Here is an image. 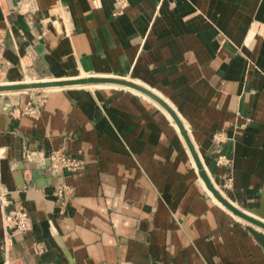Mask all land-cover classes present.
Masks as SVG:
<instances>
[{"label":"crops","instance_id":"crops-1","mask_svg":"<svg viewBox=\"0 0 264 264\" xmlns=\"http://www.w3.org/2000/svg\"><path fill=\"white\" fill-rule=\"evenodd\" d=\"M116 10L114 0H0V76L17 79L29 57L56 80L118 77L153 91L216 187L264 222V0ZM98 88L43 90L35 119L10 112L23 92L0 105V191L31 225L0 264H264V232L208 193L163 108L131 87ZM53 151L79 166L51 169Z\"/></svg>","mask_w":264,"mask_h":264},{"label":"built area","instance_id":"built-area-1","mask_svg":"<svg viewBox=\"0 0 264 264\" xmlns=\"http://www.w3.org/2000/svg\"><path fill=\"white\" fill-rule=\"evenodd\" d=\"M116 5V12H120L122 8L126 6V0H114ZM29 115L31 117L36 118V113L34 110L29 107L28 108ZM221 135L215 134L214 137L218 139ZM216 165L225 166L228 163V160L223 156H217L215 159ZM79 166V162L74 161V159L69 158L62 153L57 151H53L49 155V167L53 170L64 169L68 172H73ZM56 197L61 200L62 199V189H53ZM9 204V201L6 198V194L4 191H0V217H1V245L0 252L7 253L13 245L14 239L16 236L23 235L27 231L30 230V219L26 210L17 206L11 210H7L6 207Z\"/></svg>","mask_w":264,"mask_h":264},{"label":"water","instance_id":"water-1","mask_svg":"<svg viewBox=\"0 0 264 264\" xmlns=\"http://www.w3.org/2000/svg\"><path fill=\"white\" fill-rule=\"evenodd\" d=\"M84 82H108V83H116V84H121V85H125L127 87H131L134 88L146 95H148L151 99L155 100L161 107H163L165 109V111L170 115V117L172 118V120L174 121V123L177 126V129L179 131V134L183 137L188 150L191 154V157L193 158V161L195 163V166L197 168V172L199 174V176L201 177L205 187L207 188V190H209L212 194V196L228 211H230L231 213H233L234 215H236L237 217L241 218L242 220H244L247 223H250L251 225L257 227L258 229L262 230L264 232V222L256 219L255 217H253L252 215H249L248 213L238 209L237 207L233 206L231 203H229L222 195L219 194V192L213 187L211 181L209 180V178L207 177L202 164L200 163L197 154L195 152V150L193 149L187 132L186 130L183 128L179 118L177 117V115L175 114V112L161 99L159 98L157 95H155L153 92H151L149 89L138 85L136 83H133L131 81H127L123 78H118V77H96V76H88V77H79V78H75V79H70V80H65V81H58L55 82L53 84H57V85H64L67 83H84ZM44 83H34L31 85H8V86H0V88H9V89H13V88H18V87H25V86H31V87H40L42 86ZM258 243L260 244V246L262 247L263 251H264V234H258L256 237Z\"/></svg>","mask_w":264,"mask_h":264},{"label":"bare ground","instance_id":"bare-ground-1","mask_svg":"<svg viewBox=\"0 0 264 264\" xmlns=\"http://www.w3.org/2000/svg\"><path fill=\"white\" fill-rule=\"evenodd\" d=\"M38 73V72H37ZM28 74V72L26 71V69L23 71V73H21V75L19 76L20 77V80L18 81H16V79H8L7 78V80H6V84H2V85H31V84H34V83H44L42 86H40L41 87V89H44L45 91L46 90H52V89H57L58 87H61L60 85H57V84H53V83H55V82H58V81H65V80H70V79H63V80H56V79H54L53 77H51V76H46V77H44L42 80H38V81H31V82H28V81H24L25 79V77L26 76H28L27 75ZM9 77H12V76H9ZM84 77H88V76H84ZM97 77H102V76H97ZM18 79V78H17ZM73 79H75V78H73ZM126 80V79H125ZM127 81H129V80H127ZM132 82V81H131ZM133 83H135V82H133ZM65 86H69V87H79V88H81V87H91V88H97V87H100V88H114V87H125V88H129V87H127V86H124V85H121V84H116V83H108V82H86V83H83V84H77V83H67V84H65ZM39 87H31V86H27V87H18V88H13V89H6V90H0V93H21V92H25V91H27V90H35V89H38ZM0 89H2V88H0ZM98 89V88H97ZM130 89V88H129ZM131 90L132 91H134V92H137V93H140V94H142L140 91H138V90H136V89H134V88H131ZM151 92H153V91H151ZM12 94V95H13ZM155 94V93H154ZM17 95V94H16ZM15 95V96H16ZM19 95V94H18ZM144 95V94H143ZM156 95V94H155ZM14 96V95H13ZM145 97H147V98H149V99H151L150 97H148V96H146V95H144ZM158 96V95H157ZM159 97V96H158ZM13 98V97H12ZM159 98H161V97H159ZM13 100V99H12ZM163 100V99H162ZM15 101V100H14ZM45 102V101H44ZM165 102V101H164ZM167 102V101H166ZM156 104H158L157 102H155ZM7 104V103H6ZM167 104V103H166ZM159 105V104H158ZM168 105V104H167ZM160 106V105H159ZM171 106V105H170ZM163 108V107H162ZM173 109V108H172ZM163 110L165 111V109L163 108ZM40 113V112H39ZM165 113L169 116V118H171L170 117V115L165 111ZM180 117V116H179ZM171 120H172V118H171ZM173 121V120H172ZM173 123H174V121H173ZM175 124V123H174ZM184 125H186V124H184ZM175 126H176V124H175ZM176 128H177V126H176ZM183 128H187V127H183ZM178 130V129H177ZM179 132V131H178ZM190 136V135H189ZM182 137V136H181ZM189 138V137H188ZM191 138V137H190ZM189 138V141H190V143H191V145H192V147H193V149L195 150V152H196V154H197V157H198V159H199V161H200V163L202 164V167H203V169H204V171H205V173H206V175H207V177L209 178V180L211 181V183H212V185H213V187L219 192V194L220 195H222L229 203H231L233 206H235V207H237L238 209H240V210H242L243 211V209H241L240 207H238V205H237V203L231 198V197H229L224 191H222V190H220L219 189V187L217 188L216 187V185L212 182V180L210 179V177H209V175H208V173H207V170H206V168H205V166H204V164L202 163V161H201V159H200V157L198 156V153H197V150H196V148H195V146H193V142H191V139ZM28 156H30V155H28ZM30 158V157H29ZM190 159H191V161H192V166L194 165V168H195V171H197V168H196V166H195V163H194V161H193V158L191 157V154H190ZM44 161H46V162H49V155L44 159ZM197 173V175H198V178L200 179V181L203 183V181H202V179H201V177L199 176V174H198V172H196ZM203 185H204V183H203ZM204 187H205V185H204ZM206 188V187H205ZM206 190H207V188H206ZM208 191V193H210L211 194V192L209 191V190H207ZM212 195V194H211ZM213 197V196H212ZM213 199L217 202V203H219L214 197H213ZM220 204V203H219ZM221 205V204H220ZM225 209V208H224ZM226 211L232 216V217H234V218H237V219H240L241 221H244V220H242L241 218H239V217H237L236 215H234L233 213H231L230 211H228L227 209H226ZM245 212V211H244ZM250 215V214H249ZM259 215V214H258ZM260 217H261V215H260Z\"/></svg>","mask_w":264,"mask_h":264},{"label":"rangeland","instance_id":"rangeland-1","mask_svg":"<svg viewBox=\"0 0 264 264\" xmlns=\"http://www.w3.org/2000/svg\"><path fill=\"white\" fill-rule=\"evenodd\" d=\"M22 64H21V70L24 67V69H26V71L28 72V74H27L28 76H26L24 78L25 79L24 81H28V82L38 81V80H42L44 77L50 75V73L44 68L43 69H41V68L35 69L38 73L35 72L33 70L34 69V65H35V61L30 59L29 57L23 58ZM86 76H92V75H86ZM7 78H8V75H3V78L0 76V86H2V87L3 86H8V85H2V84H6L7 83L6 82ZM17 80L19 81L20 77H18V79H16V81ZM84 83H86V82H84ZM77 84H79V83H77ZM80 84H83V83H80ZM60 86L61 87H58L57 89L64 88V87L65 88L69 87V86H65V84L64 85H60ZM25 87H27V86H25ZM81 88H83V87H81ZM97 88L87 87V89H90V90H94V89H97ZM6 89H9V88H2L0 90H6ZM43 90L44 89H41V87H39L38 89H35V90L33 89V90H27V91L23 92V107L21 109H16L17 106H12V109L10 108L11 109L10 112H14L17 117H20L22 115L23 116H30L28 114L29 111H30V110H28V108L31 107L34 110V112L36 113V118H38L39 117V112L41 111L42 107L45 104L44 101L47 99V95L45 94V92ZM46 91H50V90H46ZM52 91H53V89H52ZM11 94H13V93H3V92L0 93V105L3 102L8 103L9 102V97L11 96ZM16 94L18 95V93H14L13 95H16ZM20 95H22V94H19V96ZM7 108H8L7 106H4V107H2L1 111L5 112V111L8 110ZM32 118L35 119V117H32Z\"/></svg>","mask_w":264,"mask_h":264}]
</instances>
